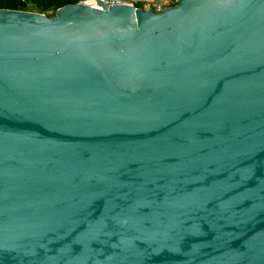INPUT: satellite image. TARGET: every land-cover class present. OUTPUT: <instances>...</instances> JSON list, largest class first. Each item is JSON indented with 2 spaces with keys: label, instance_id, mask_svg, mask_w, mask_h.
<instances>
[{
  "label": "water",
  "instance_id": "1",
  "mask_svg": "<svg viewBox=\"0 0 264 264\" xmlns=\"http://www.w3.org/2000/svg\"><path fill=\"white\" fill-rule=\"evenodd\" d=\"M0 10V264H264V0Z\"/></svg>",
  "mask_w": 264,
  "mask_h": 264
},
{
  "label": "trees",
  "instance_id": "2",
  "mask_svg": "<svg viewBox=\"0 0 264 264\" xmlns=\"http://www.w3.org/2000/svg\"><path fill=\"white\" fill-rule=\"evenodd\" d=\"M83 0H0V10H12L28 12L29 9H35L46 13L56 12L58 9L81 3ZM31 5V7L29 6Z\"/></svg>",
  "mask_w": 264,
  "mask_h": 264
},
{
  "label": "built area",
  "instance_id": "3",
  "mask_svg": "<svg viewBox=\"0 0 264 264\" xmlns=\"http://www.w3.org/2000/svg\"><path fill=\"white\" fill-rule=\"evenodd\" d=\"M99 2L107 5V6H114V5H119V4H126L133 6L135 8H138V4H133V3H127L122 0H98ZM178 0H159L157 2L150 3L147 8L144 9V11H150V12H155L159 13L165 8H171L176 6ZM85 6L93 7V8H98V3L97 0H83L81 2Z\"/></svg>",
  "mask_w": 264,
  "mask_h": 264
},
{
  "label": "rangeland",
  "instance_id": "4",
  "mask_svg": "<svg viewBox=\"0 0 264 264\" xmlns=\"http://www.w3.org/2000/svg\"><path fill=\"white\" fill-rule=\"evenodd\" d=\"M122 1L127 2V3L138 4L139 9L144 10L145 8H147V6L150 3L157 2L159 0H122ZM29 6L31 7V5H29ZM28 12L40 14V15H43V16H46V17H54L55 14H56V12H53V11L42 13V12H39V11H37L35 9H29Z\"/></svg>",
  "mask_w": 264,
  "mask_h": 264
}]
</instances>
